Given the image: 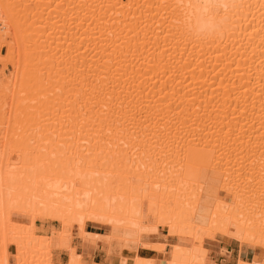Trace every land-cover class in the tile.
I'll use <instances>...</instances> for the list:
<instances>
[{"label":"bare ground","instance_id":"bare-ground-1","mask_svg":"<svg viewBox=\"0 0 264 264\" xmlns=\"http://www.w3.org/2000/svg\"><path fill=\"white\" fill-rule=\"evenodd\" d=\"M2 46L0 264H264V0H0Z\"/></svg>","mask_w":264,"mask_h":264},{"label":"rangeland","instance_id":"rangeland-1","mask_svg":"<svg viewBox=\"0 0 264 264\" xmlns=\"http://www.w3.org/2000/svg\"><path fill=\"white\" fill-rule=\"evenodd\" d=\"M0 56L3 58L2 59H6L5 61L0 62V85L4 84L6 81V78H8L11 73H13V66H12V61H13V57H9V52L7 50L6 46H2L0 48ZM1 97V96H0ZM2 101L0 100V119L2 118L5 109L2 110ZM2 123V122H1ZM0 123V133L3 131V127ZM15 217H18V214H15ZM22 220L28 221V218H21ZM16 220H20V219H16ZM150 223L153 224L155 223L154 219L150 220ZM35 227L36 230L38 231V233H42V234H48L52 229H58V223L56 221L47 219V218H43V217H37L36 218V222H35ZM85 228L88 230H97L100 232H106L107 231V227L105 226H101V225H92L91 223H86ZM151 240H156V241H161V242H166L165 243V251L162 253H157V252H153V257L156 258H163L166 255V252L168 251L170 244L173 243L174 237L167 235L166 233V229L165 227H160L158 229V232L152 236H150ZM206 241V242H205ZM101 242V241H99ZM225 242V243H224ZM72 243L77 244V241L73 239ZM218 244V247L215 245ZM103 243L101 242V244H99L96 248L95 252H99L100 254L102 253L103 256V249H102ZM203 246L208 249V253L207 256L211 261L220 263V264H236V260L237 258H243L246 260H251L252 257L255 255V253L257 251H259V248H248L245 245H242V250L240 249V253H239V257L238 255V245L236 243H233L225 238H223L222 236H220L219 234H216V238L213 240H207L205 239L203 242ZM96 247V246H95ZM214 247L216 248L217 252L214 251H209V248H211L212 250L214 249ZM92 248H94V246H92ZM12 250V249H11ZM242 252V253H241ZM142 253V252H139ZM161 254V255H160ZM67 259L66 253L62 252L58 254H54L51 258V262H61V264H65ZM93 259L95 260H100L102 261V257H93ZM82 261H86L88 263L92 262V255L91 252H87L85 255H83V258L81 259ZM91 261V262H90ZM95 262V261H94ZM100 262V261H99ZM264 263V260H263ZM10 264H13L12 259L10 258ZM111 264H116L113 260V262H111Z\"/></svg>","mask_w":264,"mask_h":264},{"label":"crops","instance_id":"crops-1","mask_svg":"<svg viewBox=\"0 0 264 264\" xmlns=\"http://www.w3.org/2000/svg\"><path fill=\"white\" fill-rule=\"evenodd\" d=\"M91 231H97V230H91ZM99 232V231H97ZM225 243V242H224ZM101 244L99 241L96 242V243H93L91 241H88V243L86 244V247H85V250L83 251V255H85L87 252H91V255H92V261H95V262H99L101 261L100 260H95L93 259V257H102V253L100 254L99 252H95L96 248L98 249V245ZM92 246H94V248H92ZM96 246V247H95ZM218 247V244L215 245V247ZM214 247V249L212 250L211 248H209V251H214V252H217L216 248ZM139 252H142V253H139ZM137 253L140 254V255H144V256H152L153 255V252L147 248H138L137 249ZM239 253L240 251H238V257H239ZM114 259L110 258V262L109 261H102V264H111V262H113Z\"/></svg>","mask_w":264,"mask_h":264}]
</instances>
